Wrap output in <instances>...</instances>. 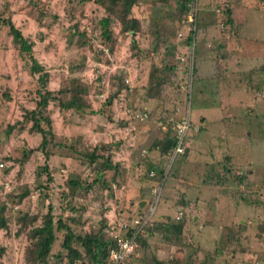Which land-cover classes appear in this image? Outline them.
<instances>
[{"label":"rangeland","instance_id":"rangeland-1","mask_svg":"<svg viewBox=\"0 0 264 264\" xmlns=\"http://www.w3.org/2000/svg\"><path fill=\"white\" fill-rule=\"evenodd\" d=\"M171 1L137 0L131 8V15L140 21L139 32L132 36L135 47L131 49V35L118 33L119 25L113 22L111 52L98 38L97 20L104 11L92 1L0 0V13L32 42V56L49 74L47 89H57L62 80L78 74L93 87L89 99L95 103L121 88L111 107V121L98 114L78 118L53 103L48 110L56 134H73L76 139L83 130L89 142L102 133V139H109V133L117 140L120 121L129 123L119 140L132 151L129 170L135 169L136 162L141 166L140 189H149L141 210L159 182L156 174L145 176L147 147L158 136L164 139L168 134L162 132H172V125L188 115L187 147L180 157L190 164L178 172L174 158L164 173L167 181L158 183L160 199L153 216L154 222L166 216L172 223L181 222V233L163 235L154 228L143 235V244L124 264H264V0H199L195 24L188 23L184 14H174L153 34L150 20L159 21L165 11L171 12ZM224 8L230 10V23ZM188 28L194 33L193 49L186 39ZM67 29L86 31L92 46L81 50L71 45ZM152 38L156 47L147 51ZM208 59L214 62L209 72ZM77 63L84 66L71 74L70 67ZM28 67L27 55L12 44L7 27L0 25V207L4 206L0 217L6 225L0 229V264H24L28 232L42 224L47 212L55 236L48 264H64L60 247L64 230H56L55 221L60 218L72 232L81 234L96 228L103 218L109 224L130 219L135 210L126 207L120 187H115L121 176L125 183L128 169H120L116 176L105 171L101 183L92 180L93 165L52 156L46 170L51 180H46L41 172L43 155L39 150L27 153L37 146L39 135L28 132L26 124L21 130L5 131L20 119L24 107L33 106L37 84ZM259 85L261 90L255 94ZM98 92L102 95L94 96ZM103 128L109 130L102 132ZM99 129L101 134L95 137ZM168 153L163 158L149 154L164 169ZM185 172L195 185L185 189L181 183L184 197L171 178ZM216 174H221L220 182ZM67 176L90 186L72 191L65 184Z\"/></svg>","mask_w":264,"mask_h":264},{"label":"trees","instance_id":"trees-1","mask_svg":"<svg viewBox=\"0 0 264 264\" xmlns=\"http://www.w3.org/2000/svg\"><path fill=\"white\" fill-rule=\"evenodd\" d=\"M79 2L92 1L101 7L104 11L103 15L97 20L98 29H99V39L100 42L106 45L109 51H112V31L111 25L113 22H117L119 25L118 33L130 34L131 37L139 32L140 30V21L131 15V8L137 0H78ZM168 2V0H159V2ZM174 9L171 12H164V15L160 17L159 21L151 19L152 27H154L153 34H157L159 25H163L166 17L173 16L174 14L183 15L186 12V2L187 0H172ZM227 17L226 22L230 23V15L228 9L224 8ZM165 16V17H164ZM198 15L195 17L197 21ZM76 21V20H75ZM77 23V22H75ZM0 25L7 27V31L11 37L12 44L18 47L20 52H23L27 55L29 67L28 73L30 77L34 78L36 81L37 87L34 90L33 94L35 100L33 101V106L30 108H25L21 112L20 119L14 122L13 124H8L5 128L6 133L8 134L14 128L22 129L23 125H27V131L39 135V140L35 148H29L27 153L32 151L39 150V153L43 155L44 162L41 167V172H45L46 180L50 181L51 176L47 170V161L48 158L52 156H58L59 158H72L79 161L80 164L93 165L92 169L95 168L94 177L92 180L101 181L103 183L102 175L105 171L111 170L115 176L117 172L122 169L124 170V162L121 159H115V153L119 151L121 145V140L117 139H97L95 142L87 141L86 137L75 135L76 139H73L72 136H62L61 134H56V128L54 125L53 118L48 110V104L53 103L58 110L64 113L75 114L78 118H85L88 115H102L108 121L112 120L113 111H111V106L114 104V101L117 100L118 91L121 89L117 86V89L111 94L108 93L103 96L102 99H99L100 102H92L89 99V93L92 90V86L89 83L84 82L80 79L78 74L71 75L69 78L62 80V85L57 89L49 90L46 87L48 72L45 68L40 65L36 59L31 54L32 42L24 37L20 30L14 26L11 20L8 17L1 15L0 13ZM66 33L68 35L69 43L71 42L74 47L78 49H84L85 47H91V42H88L89 36L84 30L72 31L67 29ZM192 32L188 33L186 39L189 41L193 38ZM133 37L131 38V49L135 47ZM153 42L150 44L151 47L147 51H151L156 47V41L152 38ZM67 43V45H70ZM146 51V52H147ZM80 64V65H79ZM71 66V64H70ZM84 64L77 63L73 64L70 67L71 74L78 72V70L83 67ZM170 68H166V71H169ZM73 70V71H72ZM81 71V70H80ZM77 75V76H76ZM162 76L163 73H162ZM159 83H162V80H159ZM118 84V83H116ZM254 93H259L261 86L255 87ZM102 92H98L101 96ZM97 93L94 96H99ZM64 115V114H63ZM62 115V116H63ZM65 117V116H64ZM128 122L120 121V125H125ZM190 126V125H189ZM204 128H199L198 131H201ZM169 130V129H168ZM164 130L162 134H168L164 136V139L160 136L148 146L146 151V171L145 176L149 175V172L152 170L157 176V181L160 185H163L167 181V176L164 175V170L161 165L157 162H154V158L149 154L150 152L157 153L158 157H165V154L170 152L175 144V139L173 132ZM96 132V131H95ZM72 138V139H71ZM84 138V139H83ZM185 147L187 143L183 141ZM190 145V144H189ZM189 145L188 150L189 151ZM55 153V154H53ZM187 153V152H186ZM26 152L23 153L25 156ZM180 155L175 156L176 158ZM158 159V158H157ZM97 167V168H96ZM121 170V171H122ZM121 172V174L123 173ZM227 172V167L223 165L221 167V173L225 174ZM39 173V172H38ZM120 174V175H121ZM124 174V173H123ZM37 175V174H36ZM113 175V176H114ZM119 175V176H120ZM214 176V175H211ZM165 177V178H163ZM221 174L215 175L216 182H220ZM111 179H113L111 177ZM122 176L119 180V185L115 184V187H119L122 182ZM117 180V179H115ZM117 180V181H118ZM82 181L72 179L67 176L65 179V184L72 189L76 187H82L85 191L90 185L82 186ZM148 187L144 190H140L142 198L147 197ZM142 191L143 194H142ZM27 191L22 192V196L25 195ZM149 198V197H148ZM151 199V196L148 200ZM160 199V198H159ZM145 200H147L145 198ZM4 206L0 207V212H2ZM73 209V208H72ZM141 212V208L135 207V213ZM106 217V216H105ZM32 219V218H31ZM30 219V220H31ZM151 225L146 226L145 233H152L154 228L158 230L163 235L172 233L174 237L178 236L181 233L182 223H172L168 218L163 217V221L154 222ZM72 223L76 224V221L72 219ZM155 225V226H154ZM54 223L49 212L45 214V217L40 226L31 228L28 232V238L30 239L28 245L24 247L23 250V262L24 264H48L49 257L48 253L50 247L54 242ZM5 220L3 217H0V229L5 228ZM24 225L21 224V228ZM56 230H64L62 233V240L60 241V247L64 250V264H74L78 260L81 264H106V256L108 251L115 246V241L108 235L109 223L106 218L100 219L98 226L96 228L89 229L85 233L72 232L70 227L58 218L55 221ZM143 235L136 239L139 244H143L144 240L142 239ZM3 250L0 248V254ZM58 260L60 257L55 256ZM131 258V257H130ZM129 258V259H130ZM140 260V259H139Z\"/></svg>","mask_w":264,"mask_h":264},{"label":"built area","instance_id":"built-area-1","mask_svg":"<svg viewBox=\"0 0 264 264\" xmlns=\"http://www.w3.org/2000/svg\"><path fill=\"white\" fill-rule=\"evenodd\" d=\"M199 0H187L186 2V12L184 17L188 23L195 24V17L197 13ZM194 20V22H193ZM193 31L188 28V32ZM193 38L189 40L191 43V49H193ZM100 96V95H99ZM128 112V111H127ZM139 119L142 120L141 117ZM189 118L186 114L180 120L176 121L171 129L175 139V144L172 150L168 153L165 160L166 167L163 169L164 173L167 172L171 163L173 162L176 155H181L184 153L185 145L183 143L187 130L189 129ZM2 166V163H0ZM154 171L149 173V176H154ZM161 186L155 185L151 189V199L146 203L143 210L140 213H135L130 219H122L115 221L113 224H109V236L115 241V246L111 248L106 256V264H124L129 257L133 256L139 246L136 241L141 235L145 234V228L151 225L153 221V216L156 211L159 197H160ZM178 217L176 216V219Z\"/></svg>","mask_w":264,"mask_h":264},{"label":"crops","instance_id":"crops-1","mask_svg":"<svg viewBox=\"0 0 264 264\" xmlns=\"http://www.w3.org/2000/svg\"><path fill=\"white\" fill-rule=\"evenodd\" d=\"M214 65V62H212L211 60H207L206 61V68H207V71L209 72V70H212L213 71V66ZM211 73V72H210ZM205 75V74H204ZM213 76V75H212ZM212 76H210V77H212ZM204 77V76H203ZM209 77V78H210ZM209 80H211V79H209ZM256 94V93H255ZM112 106H114V104L112 105ZM111 106V107H112ZM118 125V124H117ZM116 125V127H117V131H119V132H117L116 130H115V132L116 133H119V134H122V133H126L127 132V130H128V127H129V123H127V124H125V125H118L117 126ZM102 130V132L103 131H105V130H109V128H103V129H101ZM126 131V132H125ZM106 132V131H105ZM81 135V136H83V137H86L85 136V133L83 132V130H80V132L78 133V135ZM99 134H101V132H100V129L98 130V131H96L95 132V137H97ZM104 133H102L101 134V136H100V138H98V139H102V135H103ZM109 134V133H108ZM106 135V133H105V135L109 138L108 140H110V139H113L111 136H109V135ZM119 134H118V138L117 139H119L120 138V136H119ZM105 137V136H104ZM84 139V138H83ZM104 139V138H103ZM104 140H106V139H104ZM122 140V139H121ZM121 147H120V149H119V151H117L116 153H115V159H121L123 162H124V167H126L127 169H128V171H127V174H126V180H125V183H121L120 184V189L118 190V192L121 194V195H123V197L127 200V202H126V207H128V209H130L131 210V212H134V210H135V207H138V208H141L144 204H145V198H142V196H141V194H140V190H142V188L140 189V182L137 180V175H138V170L140 169V165H139V163L138 162H136L135 163V165H134V170L133 171H130L129 170V168H128V166H129V163H130V154H131V149H128V147H126V144H125V141H122V143H121ZM188 153V152H187ZM187 158H189V157H187ZM187 164L189 165L190 164V162H189V160L187 159V160H181V157H178V158H176V160H175V167H176V169H177V171L179 172V168H185L186 166H187ZM188 167V166H187ZM189 170V169H188ZM186 174V172L184 173V174H178V175H174V176H172V178H171V184L175 187V188H177V189H180L181 191H183V193H184V197L187 195L186 194V192H185V190H183V188H182V185H181V183L182 184H185L186 185V187H185V189H187V187L188 186H190V185H195L194 184V181L192 180V176L190 175V174H187V175H185ZM181 175H184V178H185V181L183 180V178H182V176ZM142 186V185H141ZM134 187L137 189L134 193H131L132 192V190L134 189ZM143 192L144 191H142V194H143ZM148 194H149V192H148ZM138 204H140V207L138 206ZM157 217H160V215H157ZM166 218H167V216H166Z\"/></svg>","mask_w":264,"mask_h":264},{"label":"water","instance_id":"water-1","mask_svg":"<svg viewBox=\"0 0 264 264\" xmlns=\"http://www.w3.org/2000/svg\"><path fill=\"white\" fill-rule=\"evenodd\" d=\"M138 206L140 207V204H138ZM168 218V217H167Z\"/></svg>","mask_w":264,"mask_h":264}]
</instances>
